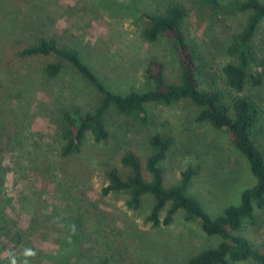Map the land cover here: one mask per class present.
<instances>
[{"label": "rangeland", "instance_id": "obj_1", "mask_svg": "<svg viewBox=\"0 0 264 264\" xmlns=\"http://www.w3.org/2000/svg\"><path fill=\"white\" fill-rule=\"evenodd\" d=\"M172 4L185 9L183 26L202 69L203 87L222 92L228 102L250 98L260 108L254 135L264 151V84L248 81L238 92L225 75L228 65L238 64L230 49L249 12L218 14L203 0H0V264H187L221 243L183 211L171 225L155 228L146 220L151 198L132 210L126 194L103 190L109 185L106 165L124 171L121 161L129 151L141 158L150 181L149 140L162 134L173 140L163 163L165 186L178 185L193 169L189 193L216 218L239 205L242 192L256 184L227 131L199 122L200 109L190 100L147 105L146 123L112 106L105 116L109 138L96 142L89 133L81 154L64 157V113L93 112L101 95L67 63L50 79L45 67L55 58L19 55L35 38L54 37L78 50L116 93L153 89L146 79L153 58L163 64L166 80L178 84L181 65L173 42L163 35L149 42L144 36V14L164 15ZM253 46L257 61H263L264 22ZM255 216L254 224L245 220L234 234L264 253V209H256Z\"/></svg>", "mask_w": 264, "mask_h": 264}, {"label": "trees", "instance_id": "obj_2", "mask_svg": "<svg viewBox=\"0 0 264 264\" xmlns=\"http://www.w3.org/2000/svg\"><path fill=\"white\" fill-rule=\"evenodd\" d=\"M203 1L218 14L250 13L245 28L235 36L230 49L231 54L238 58V64L228 65L225 75L228 85L238 92L245 89L248 81L254 86L263 85L264 60L257 61L253 43L264 22V2L245 0L223 4L220 0ZM185 14L181 4L168 6L164 15L144 14L147 20L145 39L156 42L163 35L175 46L181 65V79L178 84H171L166 80L163 64L153 58L149 60L146 69V79L153 83V89L144 92L131 91L127 95L116 93L84 62L78 50L62 46L54 37L35 38L19 55L24 58H55L57 62H51L45 67V74L50 79L60 75L62 62L67 63L101 95V103L93 112L82 113L74 110L64 113L62 138L65 144L61 151L64 157L81 154L89 133L96 142H104L109 138L105 116L112 106L120 114H137L144 123L148 120L146 107L149 104L160 103L168 106L190 100L198 106V121L208 123L217 130L227 131L234 146L247 158L256 178V184L242 192L239 205L230 206L222 215L212 218L201 202L189 193L196 174L193 169L182 174L178 185L166 187L163 163L168 158L173 140L162 134H154L149 140L151 154L146 161V170L151 180L147 181L144 177L141 158L129 151L121 161L124 171L113 165H106L105 173L109 185L104 188L103 193L126 194V204L132 210H140L145 199L151 198L153 206L146 220L155 228L171 225L176 213L183 211L186 219L199 223L206 235L220 237L221 243L217 247L195 254L187 264H235L249 260L264 264V253L257 250L248 239L234 234L242 228L245 220L254 224L256 209H264V151L254 135L261 111L250 98L239 97L228 102L222 92L203 87L202 69L183 26ZM168 206V213L162 220L161 213Z\"/></svg>", "mask_w": 264, "mask_h": 264}, {"label": "clouds", "instance_id": "obj_3", "mask_svg": "<svg viewBox=\"0 0 264 264\" xmlns=\"http://www.w3.org/2000/svg\"><path fill=\"white\" fill-rule=\"evenodd\" d=\"M29 254H31V253H29Z\"/></svg>", "mask_w": 264, "mask_h": 264}]
</instances>
